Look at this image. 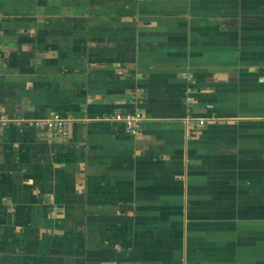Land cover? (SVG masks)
Listing matches in <instances>:
<instances>
[{"label": "crops", "instance_id": "0c3cea01", "mask_svg": "<svg viewBox=\"0 0 264 264\" xmlns=\"http://www.w3.org/2000/svg\"><path fill=\"white\" fill-rule=\"evenodd\" d=\"M0 113V264H264V0H0Z\"/></svg>", "mask_w": 264, "mask_h": 264}, {"label": "built area", "instance_id": "2783aa9c", "mask_svg": "<svg viewBox=\"0 0 264 264\" xmlns=\"http://www.w3.org/2000/svg\"><path fill=\"white\" fill-rule=\"evenodd\" d=\"M115 120L123 122L124 129L129 134L136 133V123L142 120V116L138 112H133L127 115H116ZM7 118L3 113H0V127L6 125ZM67 123L68 120L59 117L58 115H50L42 120H34L31 122L33 126L43 127V129L55 136L66 138L67 136Z\"/></svg>", "mask_w": 264, "mask_h": 264}]
</instances>
